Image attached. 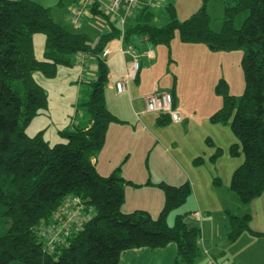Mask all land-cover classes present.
I'll use <instances>...</instances> for the list:
<instances>
[{"label":"trees","instance_id":"obj_1","mask_svg":"<svg viewBox=\"0 0 264 264\" xmlns=\"http://www.w3.org/2000/svg\"><path fill=\"white\" fill-rule=\"evenodd\" d=\"M209 1L203 0L183 20L170 5L169 20L163 24H156L152 8L142 7L128 21L125 39L132 43L146 38L152 45L170 47L178 35L184 43L242 51L244 90L234 95L227 81L220 79L216 92L223 102L211 122L229 124L237 138L228 151L243 156V161L235 168L229 189L238 204L247 206L264 193V0H222L225 14L220 30L212 27ZM38 33L46 37L42 60L35 55ZM119 34L114 27L94 42L87 33L57 22L48 6L34 0H0V219L9 223L0 235V264H120L127 250L160 249L170 243L177 245L175 264H196L201 257L202 232L186 222L188 213H178L170 221V214L192 192L189 181L160 184L164 204L157 217L141 209L127 213L125 184L131 181L119 174L120 168L102 175L94 162L109 125L119 121L107 107L110 70L101 56ZM81 53L97 57L98 73L87 81L89 98L81 105L92 123L88 127L74 123L61 130L65 141L54 144L44 137L45 130L29 135L32 120L49 106L48 92L35 74L55 78L60 66H73ZM171 94L175 108L174 91ZM158 114L161 124L172 121L169 113ZM222 152L218 147L212 159ZM69 197L82 199L86 212L93 211L81 229L67 233L62 208ZM225 214L228 242L234 243L244 232L264 235L250 228L249 212L238 215L227 208Z\"/></svg>","mask_w":264,"mask_h":264},{"label":"crops","instance_id":"obj_2","mask_svg":"<svg viewBox=\"0 0 264 264\" xmlns=\"http://www.w3.org/2000/svg\"><path fill=\"white\" fill-rule=\"evenodd\" d=\"M34 1L50 7L53 18L71 30H73L71 26H79V28L82 27L83 31L80 32L90 35L94 42L97 41L102 34L113 31L114 27L120 30L119 36L111 39L106 45V47L111 49V53L106 58L110 70V80L106 88V102L108 109L116 115L119 121L113 122L109 125L105 144L102 150L94 158V162L98 171L102 175L108 176L113 173L114 170L120 168L121 172L119 170V174L127 181L132 182H129L128 185L125 184V203L123 205L125 212L128 213L141 209L148 211L152 216L153 214L149 209L142 208L138 203L135 205L132 202L134 205L133 210H126V204L128 203L127 189L132 188L134 190L131 185L140 183L137 182L135 173L139 177H145L144 180L147 178L149 179L148 175L151 173L148 171L151 165L149 159L151 156V150L149 149L151 147L149 149L146 148L147 142L152 141L158 146H160L161 142L160 136H157L158 134H156V132L155 134L152 133L153 131L151 130V127H153L156 131V129L159 130L160 126H162L158 122L159 114L156 119L146 115L149 112L145 113L144 111L145 99L149 94L159 90H165L170 93H173L174 91L176 102L175 110L180 115V120L178 121L172 119V121L167 124L166 128L167 132H176V134L180 132L184 134L185 130L186 132L189 131V125L191 124V119L194 115L193 107H195V105L199 102L194 89L186 90V93L182 94L181 90L176 88V85H174L171 89H167L163 88V85L160 83H156V85L153 84L154 79L159 75V72L155 70V67L159 61L161 49L158 52V50H156V48L153 47L151 43L146 40V38H140L139 40H134L132 43H127L125 37H122V29H126L128 22L122 25L121 21L113 19L109 16H104L102 11L99 9V6H89L85 11L82 21L76 24L73 22V14L81 0ZM175 2L176 0H159L157 5L152 8L153 13L155 14V21H162L163 19L168 18L169 15L167 7L174 5ZM95 8L99 13H95ZM86 15L88 20L84 21ZM87 30L93 32L96 35V38L89 34ZM39 34L41 33L34 35V41L36 35ZM178 40L180 39L178 38ZM180 42L182 41L180 40ZM126 45L134 46L138 50L141 60V69L137 78L129 83L128 91L120 94L115 89V81L124 73L126 63L131 59V56L128 53L124 54L121 52V49ZM202 48L203 47H200V49ZM206 49L209 50L205 53L206 57L213 54L210 52H214V50H216L210 47H207ZM146 50H151L153 56L148 57V55H145L144 52ZM83 61H79V59H77L75 64L71 67L60 66L58 68V74L55 78L48 79L43 77V82L40 83L48 92L49 106L47 110L41 112L32 120L31 124L27 128L29 135L32 136L41 130H45L44 137L53 144L64 141V138H62L59 132L63 129L70 128L74 123L85 127L90 126L92 123L91 116L86 108L81 105L89 98V89H85V86L87 85V81L96 78L98 73V64L97 57L94 55H85V59ZM145 64H148L149 66L147 67ZM190 64L194 65V61L192 60ZM191 75L198 76L195 72ZM83 78L84 80L82 81ZM201 78L202 80L204 79L202 76ZM162 79L163 83L168 84L165 77H162ZM83 87L84 99L80 101L79 94L81 93ZM52 95L56 102H52ZM66 95L69 96L68 102L66 101ZM141 114H144V118H141ZM54 137H56V140L52 142ZM165 143L168 144V146H165ZM175 145H177V143L174 138H170L166 142H163L161 147H158V152L162 155L159 156V154H156L153 164L161 165L169 169V171L174 173L176 177L174 176L173 178L174 182L172 180H168L167 182L171 185H180L184 183L185 178L188 177L184 174L179 175L178 173L179 169H181L184 173L185 163L180 157H178L179 151L175 148ZM169 147H172L173 150L175 149V154L169 150ZM143 152H146V154L143 155ZM143 169H145V176H143V174H138ZM154 182H156V184L159 183L155 180ZM227 195L221 198L223 212L221 214L222 217L220 222L210 216H203L202 219H200L197 212H187L188 216L186 217V222L191 226L199 227L203 234V237L201 236L200 243L201 248L204 247V249L202 248V253L205 254L208 260V255L211 253L209 252L207 246L211 248V244H214L213 240H210L207 237V231H209L213 235H216L217 241H220L218 237L224 238V240L222 238L221 245L225 248H219L221 245L219 246L218 242L216 248L218 253L225 254L224 257H226V262L228 264H246L247 260V264H264V235L254 236L249 232H244L234 243L228 242V218L225 214V209L227 208H238V215H243L249 212L252 215L250 228L253 231L264 234V224L261 222V217H263L264 221V193L260 197L252 200L250 205L247 207L239 206L236 196L234 201L230 193ZM260 202L262 205L260 204L261 211L259 214H256L254 209L252 213L250 206H254V204H259ZM162 203L164 204V198L162 199ZM199 203H201V200ZM8 226L9 223L7 220L0 219V235L5 232ZM172 244L173 243H170L166 247L160 249L136 248L127 250L122 254L120 264H150V261L153 259L157 261V263L161 261V264H175L177 257V245ZM214 257L217 258L215 255ZM11 264L22 263L15 262Z\"/></svg>","mask_w":264,"mask_h":264},{"label":"rangeland","instance_id":"obj_3","mask_svg":"<svg viewBox=\"0 0 264 264\" xmlns=\"http://www.w3.org/2000/svg\"><path fill=\"white\" fill-rule=\"evenodd\" d=\"M202 2L203 0H176L174 6L177 8V17L181 20L188 18L201 7ZM224 7V2L222 0H210L208 2L207 11L212 18V27L215 30H220L222 27L225 14ZM87 20L88 18L86 15L84 21ZM168 20L169 16L162 21L155 22L156 24H163ZM71 27L74 31H83L82 27ZM87 31L96 38V35L93 32H90L89 30ZM177 37L178 35L172 40L170 47L163 44H151L156 50H158V52L161 49L160 58L155 67V70L159 72V75L154 79L153 84L156 85V83H160L163 85V88L167 89H171L176 85V88H179L182 94H185L186 90L194 89L199 102L193 107L194 115L191 119V124L189 125V131L186 132L185 130L184 134L180 132H178V134H176V132H167L166 127L168 123L161 124L159 121V124L162 125L159 130L156 129L155 131V129L151 127V130L153 131L152 133L155 134L156 132V134H158L157 136H160V146L157 144L155 145L152 141L147 142L146 148L149 149L151 147L149 149L151 150V156L149 158L151 165L148 170L151 173L148 175L149 179L147 178L146 180H144L145 177H139L135 173L136 180L140 183L131 185L134 190L132 188L127 189L128 203L126 204V210H133V204L136 205L138 203L142 208L149 209L152 212L153 217L159 215L163 207L162 199L164 198V190L160 184L165 183L171 185L167 181H173L175 174L161 165L153 164V161L156 154H159V156L162 155L158 152V147H161L163 142H166L170 138H174L177 143L175 148L179 151L178 157H180L185 163L184 173L181 169H179L178 173L179 175L184 174L188 177L185 178L184 183L189 181L192 187V192L186 203L170 214V221H172L178 213L197 212L200 219H202L203 216H210L220 222L222 217L221 214L223 212L221 198L230 193L235 201L236 195L229 189V185L235 168L243 161V156H232L228 151L230 145L237 141L230 125L213 123L211 122V117L221 108L223 102L222 97L216 92V85L220 79L223 78L227 81L229 91L234 95H240L244 90V77L241 66L242 51L214 50V52H210L213 54L206 57L205 53L209 51L206 48L210 47L209 45L202 43L185 44L180 42ZM44 40L45 37L43 34L36 35L35 37V55L38 59H44ZM200 47L203 48L200 49ZM192 60L194 61V65L190 64ZM145 66L148 67L149 65L145 64ZM194 72L197 73L198 76L191 75ZM201 76L204 78L203 80ZM162 77L167 79L168 84L163 83ZM35 78L39 82H43L44 79L39 73L35 74ZM85 89H88L87 85L85 86ZM83 92L84 87L79 94L80 101L84 99ZM67 95L66 101L68 102L69 96ZM52 98V102H56L53 95ZM146 115H149L148 117H152L153 119L158 117V113L156 112H149ZM140 116H142L141 118H144V114H141ZM52 140V142H54L56 137ZM209 141L213 144H210ZM165 146H168V144L165 143ZM218 147H221L223 152L214 160L212 159V155L216 152ZM169 150L175 154V149L173 150L172 147H169ZM145 154L146 152H143V155ZM198 157L203 158V161L201 160L200 163L195 162V159ZM191 161L194 164H192ZM116 170H118V168ZM138 174H143V176H145V169L141 170ZM154 180L159 183L156 184ZM128 183H126V185H128ZM200 200L201 203H199ZM260 204L262 205L260 202L259 204L250 206L252 213L254 209L256 214H259L261 211ZM238 205L241 207H247L250 204L247 206ZM234 210L238 212L239 209L234 208ZM261 222L264 224L263 217H261ZM201 236L203 237V234ZM207 237L210 240H213L214 243L211 244L212 249L207 246L209 252L217 256L219 262L226 263L227 259L224 257L225 254L218 253L216 248L217 242L219 246L221 245L223 237H218L220 241H217L216 235H213L209 231H207ZM172 245L176 244L173 243ZM202 248L204 249V247ZM219 248L225 247L221 245ZM211 254H209L208 257L214 256ZM206 262L207 258L205 254L202 253L201 257L197 259L196 264H206ZM247 262L248 260L246 261V264ZM150 264H161V261L157 263V261L153 259L150 261Z\"/></svg>","mask_w":264,"mask_h":264},{"label":"built area","instance_id":"obj_4","mask_svg":"<svg viewBox=\"0 0 264 264\" xmlns=\"http://www.w3.org/2000/svg\"><path fill=\"white\" fill-rule=\"evenodd\" d=\"M159 0H81L78 6L74 10L73 22L78 24L82 21L85 11L89 6H99L104 16H109L113 19L121 21L122 25L127 23L135 13L142 7L153 8L157 5ZM122 37H125V30L122 29ZM124 54H129L131 59L127 61L124 73L115 81V89L118 93L123 94L128 91L129 83L137 78V75L141 68L140 54L138 50L131 45H126L121 49ZM111 53V49L105 47L101 56L107 58ZM148 57H152V51L146 50L144 52ZM79 61L85 59V54L78 56ZM84 62V61H83ZM145 112L156 113H169L174 120H180V115L175 110L173 105V96L168 91H156L149 94L145 99ZM66 215L67 221H64L62 226H67L69 233L73 229H81L83 223L90 218L92 208L90 212H86L85 203L78 197H69L65 201L62 208ZM69 220V221H68ZM69 223H73L75 227L69 226ZM207 264H228L221 263L214 256H209Z\"/></svg>","mask_w":264,"mask_h":264},{"label":"water","instance_id":"obj_5","mask_svg":"<svg viewBox=\"0 0 264 264\" xmlns=\"http://www.w3.org/2000/svg\"><path fill=\"white\" fill-rule=\"evenodd\" d=\"M211 47V46H210ZM211 48H213V47H211Z\"/></svg>","mask_w":264,"mask_h":264}]
</instances>
